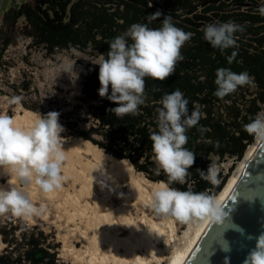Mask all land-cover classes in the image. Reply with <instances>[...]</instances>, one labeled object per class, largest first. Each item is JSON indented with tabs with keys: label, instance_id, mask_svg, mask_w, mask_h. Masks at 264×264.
I'll list each match as a JSON object with an SVG mask.
<instances>
[{
	"label": "trees",
	"instance_id": "16d2710c",
	"mask_svg": "<svg viewBox=\"0 0 264 264\" xmlns=\"http://www.w3.org/2000/svg\"><path fill=\"white\" fill-rule=\"evenodd\" d=\"M151 5V6H150ZM264 0H21L10 4L0 22V94L11 98V105L21 103L25 108L47 114L34 85L31 70H20L16 80L5 79L15 66L8 50L26 41L27 51L22 60L31 67L35 63L32 49H41L51 56L57 51L76 48L93 55L107 56L109 43L125 33L135 23L159 28L165 16L172 23L191 32L184 44V59L176 65L173 75L164 81L145 78V103L138 115L117 117L109 109L117 105L98 94L100 87L97 62H86L79 102L71 108H56L59 122L67 136L82 137L117 159H128L136 171L153 181H166L161 172L156 175L150 135L157 128V109L161 98L179 89L189 101V114L198 105L202 118L187 131L186 147L196 154L185 184H173L179 190L206 192L217 195L225 185L236 163L243 157L254 136L244 130L257 114L264 113V16L256 11ZM159 11L161 16L150 15ZM234 21L244 27L235 34L237 46L223 52L205 41L208 24ZM236 52L234 61L228 57ZM99 62V61H98ZM230 68L233 72L247 71L255 87H239L234 93L219 99L214 95L216 70ZM110 94V92H109ZM20 98L16 102L15 98ZM87 108V109H86ZM12 111L9 115H12ZM203 126L208 129L200 132ZM232 157L227 173H218L220 181L212 184L201 178L198 169L207 172L209 166ZM0 264H64L58 256L60 242L52 232L38 223L10 213L0 222Z\"/></svg>",
	"mask_w": 264,
	"mask_h": 264
},
{
	"label": "clouds",
	"instance_id": "9594fccd",
	"mask_svg": "<svg viewBox=\"0 0 264 264\" xmlns=\"http://www.w3.org/2000/svg\"><path fill=\"white\" fill-rule=\"evenodd\" d=\"M256 11L264 16V5ZM150 16L158 19L161 13L157 11ZM161 24L155 29L147 24L131 25L109 43L107 56L101 55L99 62L95 63L99 65L98 94L117 105L109 109L117 117L138 115L139 107L145 103V78L164 81L175 73L176 65L184 59L181 49L192 38V33L176 27L171 16H165ZM243 31L244 27L234 21L208 24L203 30V38L211 47L223 52L237 46L235 34ZM236 55L232 52L228 57L229 64ZM215 75L217 88L214 95L219 99L239 87L256 86L247 71L236 73L230 68H219ZM19 99L15 98L16 102ZM160 104L157 109L158 131L152 132L150 140L156 164L154 172L156 175L163 172L167 180L158 182L153 188L150 207L157 216L175 218L180 222L208 218L222 223L227 214L214 196L172 187L176 183H186L189 169L195 163L196 154L186 147V133L202 118L199 106L194 105L189 114V101L179 89L165 94ZM59 116V112L49 111L37 115L30 126L21 127L9 115L0 114V175L15 176L25 185L34 181L45 194L59 189L64 179L62 164L66 159L65 138L61 135L65 129ZM198 130L203 133L208 129L201 126ZM244 130L258 141H264V113H258L244 125ZM198 172L210 183H218L212 164L206 173L200 169ZM41 212L42 209L37 208L21 189L0 185V216L10 213L15 217H30ZM255 239V247L249 251L243 264H264V232ZM225 264H228L227 258Z\"/></svg>",
	"mask_w": 264,
	"mask_h": 264
},
{
	"label": "bare ground",
	"instance_id": "6f19581e",
	"mask_svg": "<svg viewBox=\"0 0 264 264\" xmlns=\"http://www.w3.org/2000/svg\"><path fill=\"white\" fill-rule=\"evenodd\" d=\"M37 115L30 109H24L22 113H17L11 117L17 126L28 127ZM260 143L261 141L254 139L247 147L221 191L214 196L221 205L230 194ZM83 145L94 149L101 157L108 156L110 158V164L106 165L107 172L111 171L115 174L121 171L125 172L124 175L130 179L126 191L121 187L118 179H113L109 173H101V178L110 185V190L106 193L100 178L88 179L73 166V162L86 164L85 158L83 159L79 155L80 153H77V150ZM63 149L68 161L62 166L64 170L62 176L64 177L63 180L69 179L71 181L70 186L64 187L61 182L59 189L53 193L45 194L34 181L27 185H21L17 177L11 176L7 181L0 182V185L5 187L15 186L24 191L30 201L37 208L42 209L41 213L44 218H52L50 219L52 221L59 220V233L64 239L72 231L81 234L88 240L85 248L76 249L65 245L62 250L69 254L72 253L74 260L79 264H152L154 261L161 264L164 250L159 248V243L163 242L165 244L164 249L167 251L171 241H174L178 247L171 253L172 256L168 264H174V261L176 264H184L187 261L212 220L203 218L199 221L193 235L189 237L187 245L180 249L178 239L175 236L174 221L171 217H165L158 222L151 218L152 216L149 217L145 211L134 214L135 211L132 212L128 206V203L131 204L130 202H141L140 204L144 208L152 209L150 207L151 193L160 181L149 180L142 173L135 174L134 166L129 160L117 159L82 137L64 142ZM102 162L105 164V159ZM77 184L80 186L77 187ZM110 193L119 197L120 202L118 204L113 202ZM139 208H136V211ZM39 216L41 217V215ZM141 221L145 223L144 228L140 225ZM124 231H128V233L123 235Z\"/></svg>",
	"mask_w": 264,
	"mask_h": 264
},
{
	"label": "rangeland",
	"instance_id": "374dc122",
	"mask_svg": "<svg viewBox=\"0 0 264 264\" xmlns=\"http://www.w3.org/2000/svg\"><path fill=\"white\" fill-rule=\"evenodd\" d=\"M20 1L21 0H0V22L3 12L10 6V4L11 3L18 4ZM26 51L27 48H26L25 40H19L17 45L11 46V48L8 50V55H10V57L12 58L13 62L16 63V65L11 66L7 75L4 77L5 79H10L11 81L16 80L19 77H21L20 70L23 69L31 70L30 72L33 75L34 85L37 90V92H34L33 96L35 98L41 99L45 108L49 111H56V108L58 107H61L62 109H68L71 108L74 103L79 102L77 96L80 93L82 80L85 73L84 63L98 62L101 57L98 55L90 54L86 51L78 50L76 48H71L68 50H60L54 53L53 55L48 56L44 54L43 50L37 48V49H32L31 57L35 63V66L31 67L28 66L22 60L21 55ZM11 101H12L11 98L7 94H0V114L9 115V112L12 111L13 114L9 115L11 117L17 113H22L24 109H28L23 107L21 103L11 105ZM36 113L38 115L45 114L40 112H36ZM259 113H262V111H260ZM61 135L65 138L64 142H69L73 138H80V137L67 136L65 133H62ZM83 146L77 150V153L78 154L80 153L79 155L82 156L83 159L85 158L84 161L86 162V164L84 162L82 164L81 163L77 164V162H73L72 163L73 166L77 168L79 171H81V174H83V176L88 179L92 177L94 179L100 178L101 181H103V185H104L103 187L106 193L109 192L110 185L108 182H106L104 179L101 178L102 177L101 173L103 174L109 173V176H111L113 179L116 180L118 179L117 181H119L121 187L126 191L128 189L130 179L128 178V176L124 175L125 172L121 171L118 174L117 173L115 174L111 171L107 172L106 165L110 164L111 162L110 158L108 156L101 157V155L94 149L85 145ZM87 147L88 150L91 149V151H88L86 149ZM66 159L63 162L62 166L67 163L68 159L67 160ZM104 159L106 161L105 164L102 162V160ZM124 160H128V159H124ZM233 162L234 160L232 157H227L221 162L212 164L216 170L218 182L220 181V178L218 177V173L219 172H221L222 174L227 173L229 171V167L232 165ZM134 173L135 174L142 173L146 177V175L143 172L136 171V169ZM61 174L64 175L63 168ZM8 178L9 176L0 175V182H5L8 180ZM18 181L21 182L19 179ZM70 182L71 181L69 179L62 181L64 187L70 186ZM21 185H25V184L21 183ZM143 185L147 186L145 183H143ZM79 186L80 184H77V187ZM111 196L115 204H118L120 202V199L117 195L111 194ZM130 203L131 204L128 203V206L131 208L132 212L135 211L134 214L136 212H139L140 214L145 211L149 215V217L152 216L151 218H153L155 221L158 222L162 221L165 218V217L157 216L156 213L153 211V209H148L146 207L144 208V206L140 204L141 202L138 203L130 202ZM136 208H139L138 211H136L137 210ZM7 215L8 214H5L3 217H1L0 222L3 221ZM40 215L41 217L39 215L38 216L33 215L30 217H21V218L27 220L28 223L30 224L38 223L42 226L44 230H46L47 232H52L54 234L55 240L60 242V247L58 248V256L61 262H63L64 264H79L74 260L72 253L70 254L66 253L62 249L65 245L66 247H73L76 249L85 248V246L88 244L87 238L77 232L75 233L71 231L70 232L71 234L68 233L67 238L64 239L62 235L59 233V229H58L59 220L52 221L50 220L52 218H44L42 213ZM171 219H173L174 221L175 230H176L175 236L178 239L180 249H182L183 246L185 247V245H187L189 241V237L193 235L194 229L197 226L196 224H198L199 221H201L202 219L195 218L188 222H180L175 220V218H171ZM140 225L142 228L145 227V223H143L142 221L140 222ZM127 233L128 231H124L123 235ZM90 234H92V232H90ZM2 245L3 243L1 242V237H0V247H2ZM176 247H178V245H176L174 241H171L170 248L169 250L166 251L164 249L165 244L163 242L159 243V248L164 250V256L161 261L162 262L161 264L169 263V260L172 256L171 253L176 250ZM152 264H158V262L154 261Z\"/></svg>",
	"mask_w": 264,
	"mask_h": 264
},
{
	"label": "water",
	"instance_id": "95a60500",
	"mask_svg": "<svg viewBox=\"0 0 264 264\" xmlns=\"http://www.w3.org/2000/svg\"><path fill=\"white\" fill-rule=\"evenodd\" d=\"M222 223L211 221L184 264H243L264 232V141L222 204ZM253 239H249V237ZM228 249V250H225Z\"/></svg>",
	"mask_w": 264,
	"mask_h": 264
}]
</instances>
